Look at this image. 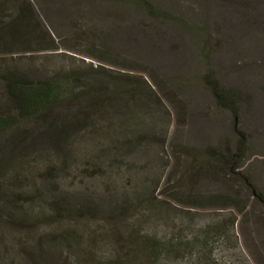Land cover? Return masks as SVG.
<instances>
[{"label": "rangeland", "instance_id": "1", "mask_svg": "<svg viewBox=\"0 0 264 264\" xmlns=\"http://www.w3.org/2000/svg\"><path fill=\"white\" fill-rule=\"evenodd\" d=\"M147 1L159 15L112 0H0L1 13L12 17L27 4L55 44L0 54V62L35 76L77 73L100 83V93L118 83L145 92L131 101L112 96L88 119L84 99L73 97L0 137V182L8 185L0 201V264H111L108 236L123 230L116 210L65 222L76 223L85 239L95 235L83 245L93 254L87 262L74 243L52 241L58 226L49 201L86 198L107 213L110 199L127 196L139 197L129 214H138L135 228L172 245L154 264H264V203L241 178L264 195V0ZM208 67L218 83L239 91L236 115L205 85ZM114 116L120 121L110 127ZM234 127L246 137L238 178L200 173L210 148L235 151ZM57 156V175L44 180L40 171ZM96 160L103 171L94 175ZM31 191L43 200L15 197L26 200ZM211 196L233 197L237 207Z\"/></svg>", "mask_w": 264, "mask_h": 264}, {"label": "trees", "instance_id": "2", "mask_svg": "<svg viewBox=\"0 0 264 264\" xmlns=\"http://www.w3.org/2000/svg\"><path fill=\"white\" fill-rule=\"evenodd\" d=\"M112 1L129 2L151 16L160 14V12L156 11L147 0ZM1 10L2 8L0 6V14H2L0 15V54L28 52L31 50V47H29L31 44L41 46V50H53L55 48V44H50V39L46 38L47 36L45 35V37L44 33L39 29L38 21L28 9L27 4L22 6L20 12L14 17L1 13ZM99 60L102 59L99 58ZM89 66L93 73L101 75L105 72V68L101 64H95L94 66L89 64ZM203 80L216 103L220 107L227 109L232 115H236L237 104L240 101L239 91L234 87H227L218 83L209 67L206 69ZM100 85L101 84L97 81L92 83L87 80L84 81L83 76L77 73H70L68 75L55 74L35 76L19 68L10 66L7 63L0 62V137L25 123L42 119L50 113L55 106L62 102L69 101L73 97L84 99V101H82V115L88 119L105 107L107 102H104L108 101L106 99L112 96L122 94L121 97H127V99L131 101L145 95V92L133 83L124 84L122 86L118 83L113 89L103 90L101 93ZM148 89L152 92L149 86ZM116 118V116L111 118L114 123H112L110 127H113V125L115 126L116 121H120V117L118 119ZM122 121L124 122L123 119ZM233 130L237 133V141L234 146L235 151L229 154L210 148V153L207 154L206 159L202 160L199 164L198 169L200 173H208L211 177H213V175H221V177L227 181L234 177L235 179L238 178L240 173L237 170V166L244 154L246 137L244 133L236 127H234ZM60 162V157L57 156L54 162H51L50 165L40 171L39 175L44 180L54 178L57 175L58 163ZM101 164L99 160H96V164H94L90 171H93L94 175L100 174L103 171ZM241 178L246 187L251 190L252 195L264 203V195L250 184L249 178L247 176H241ZM4 186L7 187L4 188ZM7 188V184L0 182V201L4 198L3 193L6 192L4 189ZM15 195V197L18 198L17 200L22 201L24 204H35L36 200L38 202L43 200L40 195H36V191H31L26 200L23 194L19 193ZM5 196L10 197V195ZM15 200L16 199L3 203L5 206H11ZM211 200H220L222 204L228 201L232 206L237 207L236 200L233 197L218 196L214 198L211 196L210 201ZM71 201L67 203V200H64L62 197H54L49 201V206L51 207L50 211L53 214L50 221L58 226V231L50 235L52 241L56 239L74 243L75 247L73 249L74 251L80 252L79 258H81L82 261H93V254L87 250L88 245L85 247H83V245H85V241L87 244H94L96 242V237H94L95 235H88L85 239L81 232L72 228L77 224L70 223L77 219L83 220L89 217H109L112 209L116 210L117 213L115 215V213L112 212L113 216L118 217V219L123 222V230L121 233L115 231L113 234L114 236H108L115 245L112 248L114 256L112 257L113 259L111 258V264H154L171 251L170 247L172 245L169 244L170 242L168 240H164V238L156 235L143 236L140 233L141 230L135 228L138 223V214L136 212L132 216L129 214L133 211H138L139 197L127 196L121 199H110L106 209L107 213L101 212L97 204H94L86 198L82 200L72 199ZM62 202L65 203V206L62 205L63 207H60ZM57 210H64L65 216H60ZM238 210L240 209L238 208ZM68 220L70 221L69 228L63 227Z\"/></svg>", "mask_w": 264, "mask_h": 264}]
</instances>
